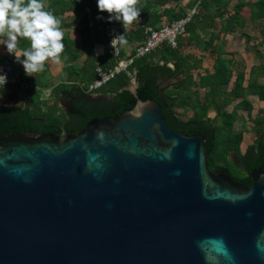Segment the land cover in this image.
Instances as JSON below:
<instances>
[{
    "label": "water",
    "instance_id": "95a60500",
    "mask_svg": "<svg viewBox=\"0 0 264 264\" xmlns=\"http://www.w3.org/2000/svg\"><path fill=\"white\" fill-rule=\"evenodd\" d=\"M207 157L153 100L74 135H0V264H264V168L244 187Z\"/></svg>",
    "mask_w": 264,
    "mask_h": 264
},
{
    "label": "trees",
    "instance_id": "16d2710c",
    "mask_svg": "<svg viewBox=\"0 0 264 264\" xmlns=\"http://www.w3.org/2000/svg\"><path fill=\"white\" fill-rule=\"evenodd\" d=\"M182 1L139 0L141 14L137 22L125 30L120 22L113 21L133 42V46H128V52L121 54V58L132 62L126 71L115 75L95 92L103 98L98 103L89 100L80 86L84 89L94 81L97 63L105 69H112L118 59L109 53L102 32L89 29L83 16L80 48L64 32L65 50L75 59L84 56L83 65L79 69L66 67L67 82L52 90L55 94H63L65 90L78 93L70 111L63 113L56 105L46 109L41 101L42 83L38 73L30 80L20 76L27 88L9 85L8 99H24L27 105L24 109L0 106V135L23 132L34 135L51 133L57 137L74 135L92 119L118 116L132 110L138 101L153 100L160 104V115L168 128L188 135L205 136L210 172H225L236 183L250 187V173L264 168V107L259 109L255 118H248L255 139L245 153L240 152L243 134L232 133L234 122L243 123L244 118L228 109L236 103L235 110H244L250 116L253 110L251 99L264 103V64L252 66L247 71L245 66L237 64L232 54L222 49L221 35L237 34L245 29L247 21L254 23L264 19V0H192L185 7L181 5ZM45 3L60 20L59 15L68 9L79 13L83 6H89L99 26L108 22L96 19L101 15L96 0H80V5L75 0H45ZM67 4L70 8H66ZM195 6L198 14L185 25L184 33L177 38L176 48L163 43L149 55L135 57V49L145 41L147 28L157 30L162 25H171L185 18ZM102 15L106 17L108 13ZM95 46L102 47L98 57L93 51ZM191 51H197L200 56ZM203 55L213 58L211 71L203 69ZM132 80L136 85L135 94L129 89ZM171 80L173 84H169ZM231 84L232 89H228ZM200 91H203L202 95ZM178 111L182 114L179 115ZM210 111L215 112L213 119L208 116ZM231 156L236 158V165L230 160Z\"/></svg>",
    "mask_w": 264,
    "mask_h": 264
},
{
    "label": "clouds",
    "instance_id": "9594fccd",
    "mask_svg": "<svg viewBox=\"0 0 264 264\" xmlns=\"http://www.w3.org/2000/svg\"><path fill=\"white\" fill-rule=\"evenodd\" d=\"M139 0H96L98 20L118 21L126 30L139 20ZM108 13L105 17L103 13ZM62 21L55 11L46 7L45 0H0V45L14 61L21 65L26 76L42 72L47 62L59 63L64 52L65 34ZM24 42L28 47L22 48ZM110 44L114 52L128 44L125 32L113 35ZM9 78L0 67V98L3 97ZM18 101L17 107L26 106Z\"/></svg>",
    "mask_w": 264,
    "mask_h": 264
},
{
    "label": "crops",
    "instance_id": "0c3cea01",
    "mask_svg": "<svg viewBox=\"0 0 264 264\" xmlns=\"http://www.w3.org/2000/svg\"><path fill=\"white\" fill-rule=\"evenodd\" d=\"M192 0H183L182 1V6L185 7L186 4L191 2ZM245 2H251L253 0H244ZM236 3V1H234ZM66 8H70V5L67 4ZM62 20V30L67 33L69 40L74 43V45L77 48L81 47V40H80V22L82 21L83 14L82 12H77L75 13L74 10L68 9L63 15H59ZM68 29V30H66ZM221 39L224 41L222 49L229 54H232L234 56L238 57H247V59H250V62H244V64L247 66V71L249 70L250 67L252 66H261L264 64V19L259 20L257 22H246V27L243 31L234 34V35H225L224 37L221 35ZM28 43L24 42L22 44V48L28 47ZM128 46H133V42L128 40V44L124 46V51L125 53L128 52ZM97 51L101 54L102 53V47L101 46H96ZM194 53L197 57L200 56V54L197 51H191ZM61 61L59 63H54L52 61L47 62V66L49 68V74L54 75V73L58 74V79L57 81L55 79V82L52 81L49 84L45 85L43 80H39L41 85V92L43 93L41 95V101L42 103L45 104L48 108H51V105L54 101L51 100V102H46V100L51 99V92L52 90L59 84H63L62 80H60V72H61V66L65 64L64 66V71L65 68L68 66H71L73 68L79 69L82 67L83 62L85 60V57H81L79 59H75L71 57L68 53L67 50L64 49V52L61 54ZM207 56L203 55L202 56V67L204 70L211 71L212 70V64L213 60L210 62L207 60ZM0 58H8L12 65L18 66V63L14 61V57L7 54L6 51L3 49V46L0 45ZM212 58V57H211ZM241 66V64H239ZM244 67V66H243ZM23 69V67L21 66ZM35 74V73H34ZM33 74V75H34ZM32 75V76H33ZM32 76H26L28 80L32 78ZM66 80H67V73H66ZM261 104L264 105V103L260 102ZM44 106V107H45ZM264 107V106H263ZM262 107V108H263ZM260 108V109H262ZM259 111V110H258ZM258 111L255 114V117L258 113ZM252 116V115H251Z\"/></svg>",
    "mask_w": 264,
    "mask_h": 264
},
{
    "label": "built area",
    "instance_id": "2783aa9c",
    "mask_svg": "<svg viewBox=\"0 0 264 264\" xmlns=\"http://www.w3.org/2000/svg\"><path fill=\"white\" fill-rule=\"evenodd\" d=\"M75 3L81 4L80 0H75ZM82 13L85 17L86 25L91 30H97L102 32L104 39L106 40L109 48V53L118 59L117 64L112 69H105L98 63L95 65V79L88 86H80L82 92L86 95L95 93L100 88L104 87L115 75L122 71H126L127 67L131 64V59L121 58V54L124 51V46L119 48V51L114 52L110 41L113 35L122 33L117 23L106 22L104 25L99 26L95 21L92 10L89 6L82 7ZM198 14L196 6L190 10L186 17L180 19L171 25H162L159 29L153 30L147 28L145 30V41L135 49V57H144L155 51L163 43L168 44L171 48L177 47V38L184 33L185 25L191 21V19ZM95 55L98 57L100 53L97 51L96 46L93 48ZM0 67L3 68L8 74L9 82L5 88L9 85H19L21 88H27L26 82L22 81L18 74L15 75L13 65L8 58H0ZM130 75V74H129ZM135 86L134 80L131 81L130 87ZM129 87V88H130Z\"/></svg>",
    "mask_w": 264,
    "mask_h": 264
},
{
    "label": "rangeland",
    "instance_id": "374dc122",
    "mask_svg": "<svg viewBox=\"0 0 264 264\" xmlns=\"http://www.w3.org/2000/svg\"><path fill=\"white\" fill-rule=\"evenodd\" d=\"M115 22H117V21H115ZM205 56H207V55H205ZM233 58H234V56H233ZM207 60L211 62L213 60V58H211V56L208 55ZM235 61L237 62V64H241L242 67L243 66L247 67L249 65L246 66L243 61L250 62V59L249 58L247 59V57L244 58L243 56L238 57V58L235 56ZM64 66H65V64H63L61 66L60 80H62L63 82L66 83L67 80L65 78L66 72L64 71ZM13 69L15 71V75L18 74L23 79L28 80V78L25 77L24 70L21 68V65H19V64H18V66L13 65ZM38 74L40 75V79L45 82L44 83L45 85L49 84L52 81L55 82V80L57 81V79H58L57 73H54V75H53V73L49 74V68L48 67H46V69L44 71L39 72ZM53 79H55V80H53ZM169 84H173V82L171 81V82H169ZM133 87H130L129 89L132 90ZM228 89H232V84L229 86ZM41 94H43V93L41 92ZM200 94L202 95L203 91H200ZM51 100L53 101V97H51V99H49V100H46V102H51ZM251 103L253 105V110H252L250 116H247V112L244 110H238V109L235 110L236 103H234L228 109L229 112H233V111L235 112L236 111V114H238L241 118L242 117L244 118L243 123H241L239 120H236L233 124V127H232V133H239L240 132L243 134V140H242V143L240 146V152L241 153H244L246 151V149L254 143L255 136H254L253 130L251 129L250 120L255 118L256 112L264 106L263 104L258 102L256 99H251ZM178 114L181 115L182 112L178 111ZM182 117H184V116H182ZM214 117H215V112H213V116L211 119H213ZM185 118H187V117H185ZM185 118H183V119H185ZM248 118H251V119L249 120Z\"/></svg>",
    "mask_w": 264,
    "mask_h": 264
},
{
    "label": "flooded vegetation",
    "instance_id": "af4514ba",
    "mask_svg": "<svg viewBox=\"0 0 264 264\" xmlns=\"http://www.w3.org/2000/svg\"><path fill=\"white\" fill-rule=\"evenodd\" d=\"M7 87L5 88V92H4V95L2 97V98L5 99V101H3L4 102V105H1V106H3V107H15V108H18L16 106L17 105V102L18 101H25V100L24 99H19V100L9 101V99H8L9 92H8ZM77 95H78V93L76 91H70V90L69 91L65 90V93H63V94H61V93L55 94V93L51 92V97H53V101H54L52 103L51 107H53L54 105H56L61 110V112L68 113L70 111V108H71V103L77 98ZM87 98L89 100H91V101L96 102V103L101 102L103 100L102 97L99 98V96H98L97 93L88 94L87 95ZM19 108L24 109V106H21ZM47 108L48 107L46 106V109ZM230 160H232V162L236 165V158L234 156H231L230 157Z\"/></svg>",
    "mask_w": 264,
    "mask_h": 264
}]
</instances>
